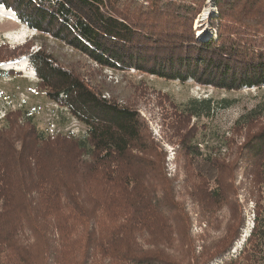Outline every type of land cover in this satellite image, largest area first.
<instances>
[{"label":"trees","instance_id":"16d2710c","mask_svg":"<svg viewBox=\"0 0 264 264\" xmlns=\"http://www.w3.org/2000/svg\"><path fill=\"white\" fill-rule=\"evenodd\" d=\"M210 1L216 8L209 19L215 35L204 39L194 35L193 20L205 0H0V4L21 24L69 44L101 66L135 68L167 80L190 79L226 90L264 86V0ZM33 42L29 38L13 48L0 44V65L26 55L38 78L37 90L66 107L85 124L86 132L50 133L25 117L22 108L0 120V264H183L158 247L167 243L171 222L183 219L185 207L170 189L164 196L162 184L154 187L142 177L140 166L156 164L145 156L158 155L144 119L136 109L102 96L99 87L42 45L30 52ZM221 101L226 103L223 107L230 105ZM213 108L211 98H191L180 109L173 106L172 121L209 117ZM260 117L264 93L242 119L258 122ZM193 129L179 139L194 171L221 188L225 179L230 181L232 193L242 170L243 183L255 201L247 242L225 264H264V122L233 148L231 157L202 153L192 140ZM221 142L230 149L226 137ZM233 156V162L226 161ZM160 174L170 184L171 179ZM12 179L22 182L15 186ZM201 193L197 208L201 201L203 206L222 198L215 187ZM242 223L239 219L240 225L214 255L229 250ZM158 229L165 235L155 234ZM38 243L42 248L35 261L33 247ZM144 243L155 248H145ZM201 261L202 254L195 255L187 264Z\"/></svg>","mask_w":264,"mask_h":264},{"label":"rangeland","instance_id":"374dc122","mask_svg":"<svg viewBox=\"0 0 264 264\" xmlns=\"http://www.w3.org/2000/svg\"><path fill=\"white\" fill-rule=\"evenodd\" d=\"M206 9L209 10L206 11ZM215 13L216 8L211 1L205 0V4L193 20L194 35H197L199 39L207 38L210 34L215 35L214 28L209 23L210 17ZM29 38L34 40L28 47L30 52L38 50L42 45L57 61L73 66L83 74L86 81L89 80L91 84L99 87L102 96L113 97L119 104L136 109L146 122L158 155L151 152L145 156L146 160L154 161L156 164L145 163L140 166L142 177L154 187L158 188V184H162L159 190H166L162 191L164 196L170 189L169 193L173 194L174 200L185 207L183 219H174L171 222V228L167 233L169 236L166 237L167 243L164 246L162 244L158 246L162 252L174 259H179V263L183 264H187L188 260L190 262L195 255L201 254L200 264H225L226 259L233 257L244 248L254 224L255 201L249 185L243 183L242 170L238 171L233 182L236 190L232 193L233 186L231 187L230 181L226 179L224 180L225 188H221L214 181L206 182L203 176L194 171L191 160L183 155L179 138L189 128H194L193 133L196 132V134L192 140L198 143L202 153H220L224 157V154L230 156L229 153L234 151L233 148L241 146L246 141V136L264 122V117H260L258 122L242 119L256 108L264 93V86L260 88L244 86L237 90H226L201 85L190 79L185 82L167 80L135 68L118 69L101 66L69 44L56 40L50 35H41L34 29L21 24L18 18L16 21L0 14V44L13 48ZM20 66H23L21 71L18 69ZM8 69H13L15 73L0 75V120H3L9 111L22 108L25 117H30L40 129H47L54 134L58 131L75 136L85 134L84 123L72 116L66 107L47 100L37 90L38 78L26 55L0 65V70ZM191 98H211L214 108L210 116H202L200 119L192 117L181 124L173 122V115H171L173 106L180 109L182 104ZM222 99L228 100L230 105L223 107L226 103L222 102ZM19 122H23L22 116H19ZM224 137L230 141V149L222 144ZM230 157L227 158V162H233L234 156ZM160 172L171 179L172 187L168 183L169 180H164ZM18 181L12 179L9 182L17 186L22 182ZM214 187L221 190L222 198L215 197L216 200L209 201L203 206L201 201L198 207L200 211L196 206L197 199L202 198L201 192L205 193ZM219 199L221 200L218 201ZM239 219H242L243 223L239 227L238 237L233 239L229 250L221 256L214 255L230 239L233 230L240 225ZM155 234L165 235L161 229H158ZM145 235H147L146 232ZM78 246L80 242L76 244V247ZM143 246L155 248L154 245L147 243ZM41 248L40 243L33 247L35 261L38 260L37 251ZM208 257L209 259L205 260Z\"/></svg>","mask_w":264,"mask_h":264},{"label":"bare ground","instance_id":"6f19581e","mask_svg":"<svg viewBox=\"0 0 264 264\" xmlns=\"http://www.w3.org/2000/svg\"><path fill=\"white\" fill-rule=\"evenodd\" d=\"M12 11V10H11ZM9 9L5 8L3 5L0 4V14L7 16L10 19H14L17 21V17L13 14V12H11ZM205 16V13H204ZM202 19H204V17L202 16ZM11 66V65H10ZM23 67V66H22ZM22 67L20 66L18 69L21 71ZM25 67V66H24Z\"/></svg>","mask_w":264,"mask_h":264},{"label":"water","instance_id":"95a60500","mask_svg":"<svg viewBox=\"0 0 264 264\" xmlns=\"http://www.w3.org/2000/svg\"><path fill=\"white\" fill-rule=\"evenodd\" d=\"M209 9H206V11H208ZM14 13V12H13Z\"/></svg>","mask_w":264,"mask_h":264},{"label":"clouds","instance_id":"9594fccd","mask_svg":"<svg viewBox=\"0 0 264 264\" xmlns=\"http://www.w3.org/2000/svg\"><path fill=\"white\" fill-rule=\"evenodd\" d=\"M27 66V65H26ZM28 67V66H27Z\"/></svg>","mask_w":264,"mask_h":264}]
</instances>
